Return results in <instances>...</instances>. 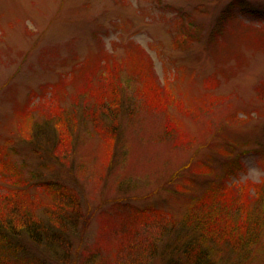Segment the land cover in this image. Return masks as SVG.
I'll return each instance as SVG.
<instances>
[{
    "label": "rangeland",
    "instance_id": "obj_1",
    "mask_svg": "<svg viewBox=\"0 0 264 264\" xmlns=\"http://www.w3.org/2000/svg\"><path fill=\"white\" fill-rule=\"evenodd\" d=\"M230 1L0 0V195L55 179L78 191L86 217L68 262L41 248L44 258L165 264L193 205L222 184L243 200L264 191V29H241L264 26V0H239L251 11L238 6L226 31ZM116 95L110 147L99 109ZM260 216L249 256L215 264H264Z\"/></svg>",
    "mask_w": 264,
    "mask_h": 264
},
{
    "label": "trees",
    "instance_id": "obj_2",
    "mask_svg": "<svg viewBox=\"0 0 264 264\" xmlns=\"http://www.w3.org/2000/svg\"><path fill=\"white\" fill-rule=\"evenodd\" d=\"M238 6L243 12L251 11L249 5L239 0L230 1L219 20L222 30L227 31L229 22H240L236 12ZM246 27L253 31L264 29V26L247 24H243L241 29ZM148 84L149 97H158L162 92L159 84L151 80ZM123 110L117 95L101 101L99 111L111 120L108 125L100 123L110 147L118 135V117ZM61 117L55 124L58 130L55 142L60 145L67 144L71 136L70 118ZM101 120L99 116L98 121ZM22 183L18 189L0 195V264H53L40 254L41 248L68 262L73 248L72 234L86 223L78 191L55 179L41 181L34 188L25 185L26 181ZM222 186L217 188L219 193L215 199L200 201L190 208L183 220L184 230L181 228L177 239L168 245L165 264H215L223 253L247 258L259 243L263 228L260 213L264 214V191L258 189L254 196L243 200L242 192H237L238 195L236 193L232 198L231 195L226 196L229 191L224 190V184ZM32 189L37 194L32 193ZM131 217L137 215L132 214ZM161 219L163 221L162 216Z\"/></svg>",
    "mask_w": 264,
    "mask_h": 264
}]
</instances>
